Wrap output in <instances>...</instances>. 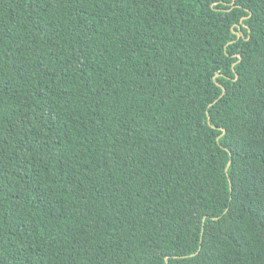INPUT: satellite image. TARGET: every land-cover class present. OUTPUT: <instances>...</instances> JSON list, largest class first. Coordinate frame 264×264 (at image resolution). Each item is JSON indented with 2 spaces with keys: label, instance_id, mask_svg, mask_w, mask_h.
Listing matches in <instances>:
<instances>
[{
  "label": "trees",
  "instance_id": "16d2710c",
  "mask_svg": "<svg viewBox=\"0 0 264 264\" xmlns=\"http://www.w3.org/2000/svg\"><path fill=\"white\" fill-rule=\"evenodd\" d=\"M0 264H264V0H0Z\"/></svg>",
  "mask_w": 264,
  "mask_h": 264
}]
</instances>
